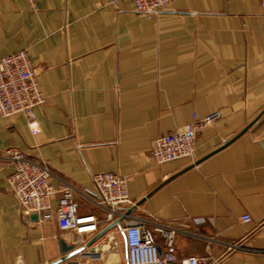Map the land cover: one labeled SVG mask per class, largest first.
I'll list each match as a JSON object with an SVG mask.
<instances>
[{"label":"crops","instance_id":"1","mask_svg":"<svg viewBox=\"0 0 264 264\" xmlns=\"http://www.w3.org/2000/svg\"><path fill=\"white\" fill-rule=\"evenodd\" d=\"M26 50L46 100L0 115V264H46L60 240L79 247L94 234L22 217L2 157L15 147L43 160L57 187L77 190L79 211L96 199L91 175L128 179L130 215L170 222L175 255L218 264H264V6L259 0H170L139 15L129 0H0V57ZM217 112L195 140V157L158 164L157 137ZM55 193L52 206H57ZM137 203H140L136 205ZM250 216L244 222L241 217ZM37 215V216H36ZM121 227V221H120ZM119 226L69 260L127 264ZM165 252L162 240L144 227ZM239 247L227 250L229 243ZM176 264V263H169Z\"/></svg>","mask_w":264,"mask_h":264},{"label":"built area","instance_id":"2","mask_svg":"<svg viewBox=\"0 0 264 264\" xmlns=\"http://www.w3.org/2000/svg\"><path fill=\"white\" fill-rule=\"evenodd\" d=\"M33 8H37V0H26ZM117 0H112L115 5ZM134 5V11L139 15L153 16L163 11L170 0H129ZM264 6V0H259ZM46 97L41 91L37 72L31 66L26 50L0 57V115L10 117L23 114L33 133L38 129L33 117L35 106L44 103ZM218 115L217 112L198 117L193 113L189 123L176 131L157 137L151 149V155L156 163L162 164L181 158L194 159L195 140L197 134L207 127ZM2 157L12 167L7 177L8 187L17 201V209L22 217L35 213L39 223L54 219L62 232L77 235L94 234L101 224H109L117 218L121 220V231L126 244L127 264H218L217 259L207 256H187L178 258L175 255L174 241L177 229L170 222L159 220L146 221L141 217L125 215L122 207L129 202L128 179L118 173L102 171L93 173L91 181L96 199H90V210L87 213L79 211L78 190L69 182L60 179L54 187L50 183L53 173L43 160H35L25 152L8 147ZM55 193H59L57 206H52ZM250 216L241 217L244 222L250 221ZM149 222L152 232L162 240L165 252L161 254L153 235L147 231L145 223ZM240 243L227 245V250L239 247ZM60 264H80L66 260Z\"/></svg>","mask_w":264,"mask_h":264},{"label":"water","instance_id":"3","mask_svg":"<svg viewBox=\"0 0 264 264\" xmlns=\"http://www.w3.org/2000/svg\"><path fill=\"white\" fill-rule=\"evenodd\" d=\"M138 204H140V203H137L136 205H138ZM133 210H134V207L126 209L125 215H130V213ZM121 220H122V218L115 219L109 225H107L105 228L101 229L98 233H96L89 241H87L85 244H83L79 247H75V245H67L64 240H60L61 252L63 255H61L59 258H57V259H55L49 263H46V264H60L66 260H69L72 256L81 253L83 250L86 249V247L90 246L94 241H96L98 238H100L102 235H104L112 227H114V226L120 227V221Z\"/></svg>","mask_w":264,"mask_h":264}]
</instances>
